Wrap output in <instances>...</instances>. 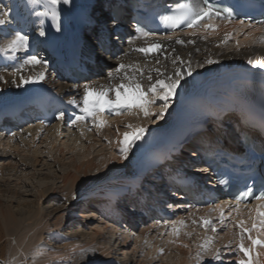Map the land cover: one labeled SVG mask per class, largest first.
<instances>
[{
	"label": "bare ground",
	"instance_id": "obj_1",
	"mask_svg": "<svg viewBox=\"0 0 264 264\" xmlns=\"http://www.w3.org/2000/svg\"><path fill=\"white\" fill-rule=\"evenodd\" d=\"M106 1L114 0H72L70 5L58 6L62 13L61 23L64 26L63 46L65 50L77 49L80 51V56H83L85 55V46L90 49L92 43L93 49H96L95 37L97 38V29L101 28L100 24L96 23L87 27L83 34L75 26L74 15L81 10L91 9L93 18L102 21L104 16L101 9L105 6ZM0 11L10 12L7 23L0 25V46H3L11 38V34L15 30L21 28L31 37L28 49L20 50L14 57L12 53L7 54L15 60L13 64L0 66V75L4 77V80H0V120H5L4 123H7L4 126L0 125V175L8 171L16 176V174L25 172L27 168L34 169L38 165L63 164L66 166V170L57 174L60 179V186L71 198L70 203H67L68 200L63 202L65 207L58 210L53 209V211L56 210L55 214H57L51 218L55 220L53 225L50 223L48 211L47 213L44 212L43 204L39 205L38 203L36 209L27 208L24 213L18 215L0 198L2 223L0 242L2 238H6L11 244L8 254L9 263L19 264L24 260L26 264H42L44 260L56 254H64L63 256L68 257L70 253L75 252V259H79L76 264H144V259L140 258H145L144 253L146 255V252H141L138 248L142 242L145 244V240H147L148 244L145 245H148L147 252L151 256L146 257L150 258V263L147 264H198L197 245L205 238L211 237L213 240L211 247L221 249V258L213 260L210 259V253H203L207 264H235L236 258L238 259L239 256L236 254L237 237L234 232L238 233L239 229H234V221L237 218L247 220L249 209L257 203L249 206L240 204L239 217H237L235 207L226 208L225 222L221 224L219 213L212 209L216 204L224 202L222 199L225 196L221 194V190L216 189L209 175L199 171L201 163L199 161L193 163L196 148L184 134L188 129L185 122L186 105L193 97L226 95L235 88L245 87L247 91L253 93H257L256 90L264 89V69L247 63L249 58L254 60L264 58V44H260L258 37L260 29L216 19L212 22L218 27L214 31L209 30L210 34L205 33L203 29H196L194 36L191 35L192 31H186L173 35L172 40H166L164 36L141 37L139 39H136L138 35L129 36L121 39L118 43L119 48L108 46L107 52L100 56L103 58L101 65H97L94 60L93 63H89L92 61V56L89 55L84 60L80 58L81 63L77 66L66 61L64 67L60 69L59 59L46 48L48 41L55 32V29L51 28L50 19H45L43 25L47 35L45 37L37 35L39 21L35 13L44 11L42 5H32L29 0H0ZM108 27L110 28L109 24ZM2 30L4 31L3 34L1 33ZM241 30L245 33H251V35L246 38L245 35L238 34ZM225 33H231L227 40H225ZM205 35H207L206 39L203 38ZM108 36H113V34L110 32ZM91 37L93 39L90 40ZM175 37L193 42L178 44ZM114 39L115 37H113ZM130 40L134 42L130 44ZM237 40L240 41L239 49H237ZM147 42H161L162 47L158 52H152L147 56L135 50ZM0 54L5 55L2 52ZM26 55L42 57L47 61L46 68L39 65L35 67L25 65L21 69L20 65ZM176 56L183 58L184 67H187V62L191 61L194 71L190 77L185 76V80L172 97L169 108L160 120H154V117H144L138 109L131 111L124 109L120 110L118 114H111V119H108L107 113H105L103 119L107 121L106 125L102 128H96L91 119L79 121L75 125L71 124L69 115H64L62 120H58L57 115H54L55 109L52 110L51 119L43 121L39 117L40 113L29 105L34 101L35 93L42 91L53 95L59 103L65 104L79 114L77 105L70 103V101H80L85 83L96 87L101 85L108 87L119 82L108 78V73L114 72L117 63L139 64L145 72V75L141 76L140 79L146 85L148 73L156 76L155 71H153L155 68H159L162 73L167 71L171 74L175 67L172 61ZM208 59L213 60L214 63H206ZM157 60L159 64H157ZM40 71L46 73L43 81L17 86L21 75L27 77ZM14 80L16 83L13 82ZM235 99V97H224L220 107H224L228 103H236ZM161 103L157 102L151 107L158 109ZM19 104L26 109L25 111L31 112L30 114H23V116L29 114L31 117L25 123H22L13 114ZM224 116L231 117L227 113H224ZM128 124L133 126L147 125L148 132L145 139L138 142V146L129 153L128 158L122 160L118 152L117 141L122 137L124 131H130L126 128ZM42 136L50 137L52 141L50 146L56 160L54 158L55 161L52 160L51 162L50 156H48L47 162L50 164L46 163L42 151L39 150V144L43 143ZM57 137H59V141L64 139V142L68 141L70 137H74L72 141L80 142L86 148L104 145L112 152V157L108 156L106 150L101 148L96 154L84 152L85 154L81 155L80 159L75 160L73 154L65 149V146V148L59 147L55 141ZM181 144H185L188 148H176V145ZM162 148L169 152L171 165L183 164L180 169H176V172L179 175L193 178L196 185L200 187L199 195L196 194L198 198L196 199L194 195L178 194L176 196L167 186V189H159L155 192L156 197L159 198L157 201L160 204L157 207L159 211L154 212L150 208H138L131 204L130 213H126L127 205L130 204L128 203L119 213L117 211L118 205L114 200L119 194H125L126 187L124 184L133 183L130 178L126 177L127 174L133 172V164L136 163L139 165V169L142 168L144 164L152 160L154 152ZM191 148L193 150H190ZM27 153L32 155L26 156ZM22 154L25 156H19ZM184 154L186 155L184 156ZM16 155L19 158H15ZM190 155L192 158H187ZM65 159H67L66 163ZM182 167H184V171ZM92 172L94 173L92 174ZM145 174L151 183L158 182L159 188L165 185V181L171 175L166 171L162 173L163 175L158 176V172H154V170ZM149 181H145L144 185ZM52 190L51 187H48L38 191V193L47 199L52 194V192L50 193ZM206 195L215 197V202L206 205V201L203 199ZM84 199H91L92 206L79 211L80 215L77 217L81 216L83 219L75 222L76 225L71 229L70 234L73 241L57 249L48 247L43 237H46L50 231L57 233L60 228L64 230L66 226H71L76 218L74 215L72 216V213L77 211L78 202L81 203ZM108 201L109 204H107ZM110 204L115 209L112 208V210ZM231 204L235 205L234 203ZM144 210L145 216L141 215ZM229 212H231V216H229ZM202 216H210L215 220L216 232H212L210 227L204 228L192 223L193 220L198 221ZM30 219L29 227L17 235L19 226H23ZM178 219L185 220V227L181 231L180 243L171 244L169 243L171 224H165V221L170 222ZM185 231L191 232L192 236H184L183 232ZM116 232H118L117 239L121 241L118 254L129 252L133 260L124 255L125 259L128 260L124 262L119 255L112 252L113 249L108 245L106 238L107 235H114ZM254 235L260 234L254 233ZM130 236L134 240V247L131 250ZM59 237L60 234L57 238ZM261 238H264V235H261ZM230 242L231 248L223 247ZM181 243L188 244L189 247L184 248L180 246ZM89 247L96 249L95 253H86V260H82L81 249ZM161 247L164 248L163 254L157 251ZM256 251L264 252V249L257 248ZM26 255H29L27 260L24 259ZM168 257L171 260L169 262L166 261ZM0 261L1 264H6L3 258ZM261 261L264 264V257H261Z\"/></svg>",
	"mask_w": 264,
	"mask_h": 264
},
{
	"label": "snow or ice",
	"instance_id": "obj_2",
	"mask_svg": "<svg viewBox=\"0 0 264 264\" xmlns=\"http://www.w3.org/2000/svg\"><path fill=\"white\" fill-rule=\"evenodd\" d=\"M72 0H29L32 5H42L44 11L35 13L38 23L39 37H45L47 31L44 28L45 19L51 20V28L57 32L62 30L61 20L62 13L60 7L64 5H70ZM60 6V7H58ZM226 13V15H225ZM10 16V12L0 11V25L7 23V17ZM216 19H226L230 21L233 19L231 10L225 9L222 12L211 0H176L175 3L168 6L166 14L161 16V21L170 30L177 28L192 29L191 35H196V29H203L205 33L210 34L209 30H216L218 25L212 21ZM115 24V20H113ZM241 25H244V21H240ZM250 27V26H246ZM138 36L136 39L141 37H154L156 35L153 31H145L139 25L137 26ZM238 34H243L247 38L251 33H245L241 30ZM231 33H225V40L229 38ZM173 35H166L164 39L172 40ZM203 38H207L205 35ZM100 39V37H97ZM176 43H192L193 41H184L179 37H175ZM31 37L22 28L15 30L11 34V38L6 41L3 46H0V52L7 55L12 53L13 57L20 50H26L30 47ZM130 40L129 43H133ZM223 42V41H222ZM260 43H264V36L259 38ZM237 49H239L240 41H236ZM101 49H104L103 43L101 42ZM162 47L161 42H147L144 46L137 47L135 50L143 53L145 56L152 52H158ZM119 60V58H117ZM174 71L169 74L167 71L161 72L159 68H155L156 76L154 77L151 73L147 74L148 83L145 85L140 77L145 75L144 69L139 64H125L117 63L114 72L108 73L110 80L119 82L104 87L103 85L96 87L94 85L85 83L83 85V95L80 101H70L75 103L79 108V114L75 115L71 119V124L75 125L79 121L91 119L96 128H102L106 125L107 121L103 119L105 113L118 114L120 110L138 109L139 113H142L144 117H154V120H160L167 109L169 108L172 97L177 93L182 82L185 80V76H191L193 74V68L191 61L187 62V67H184L185 61L182 57L176 56L172 61ZM206 63H214L213 60L208 59ZM249 65L264 69V58L247 60ZM157 64L159 61L157 60ZM25 65H32L33 67L39 65L46 68L47 61L37 55H26L23 63L20 65L22 69ZM199 66V65H198ZM15 75V72L13 73ZM46 77L45 71H40L35 75H29L27 77L21 75L17 86H22L30 82L43 81ZM0 80H4V77L0 75ZM16 83V81H13ZM157 102H162L158 109L152 108ZM58 120L64 118V112H60L57 117ZM43 123V122H42ZM130 131H124L122 137L117 141L118 152L122 160H126L129 153L138 146V142L145 139L146 133L148 132L147 125L133 126L132 124L126 125ZM83 134V133H82ZM15 135V134H13ZM207 171V169H204ZM251 194L254 199L260 203L256 204L253 208L249 209L248 219H235L234 229L238 228L239 232H234L237 237L236 241V254L239 258L235 264H262L261 257H264V252H257V248L264 249V191H260L259 194H255L252 188L249 187L248 191L241 193L235 198V205H232L229 201H224L220 204H216L212 210L219 213V220L221 224L225 222V209L229 207H235L237 211V217L240 215L239 205L241 200ZM231 216V212H229ZM171 224L169 236L171 239L169 243L176 244L180 243L179 238L181 231L185 227V220L178 219L173 221H165V224ZM193 224H198L200 227L211 228L212 232L217 231L215 220L208 217H200L199 220H193ZM254 233L260 235H254ZM184 236L191 237V232H183ZM247 241V243H246ZM213 240L211 237L205 238L201 243H198L197 261L198 264H207L203 253H210V259L219 260L221 258V249L212 248L211 245ZM145 244L148 241L145 240ZM182 247L188 248V244L181 243ZM224 248H231V242L228 245H224ZM96 249L87 248L81 249V259L86 260V253H95ZM157 251L161 254L164 252V248H159Z\"/></svg>",
	"mask_w": 264,
	"mask_h": 264
},
{
	"label": "rangeland",
	"instance_id": "obj_3",
	"mask_svg": "<svg viewBox=\"0 0 264 264\" xmlns=\"http://www.w3.org/2000/svg\"><path fill=\"white\" fill-rule=\"evenodd\" d=\"M101 63H103V61H101L100 64ZM64 115L65 116L69 115L71 117V119H73L75 117V115H77V114L73 113L72 111H65ZM106 117L108 119H111L112 116L111 115L109 116V114H107ZM29 120L30 119L24 120V123L29 121ZM0 125L3 126L4 122L0 121ZM42 139H43V143L39 144V150L42 151V153H43L42 155L45 158L46 163H49V162H47L48 156H50L51 162H52V160L55 161L56 156L54 155V152L50 146V144L52 143L51 138L42 136ZM73 139H74V137L73 138L70 137L68 141H65L67 143L66 145L64 144L65 143L64 139H61L59 141V137L55 138V141H57L56 143H58L59 147H63V148L66 147L65 149H68V151H70L73 154L72 156L75 160L80 159L81 155H83L87 152H90L92 154H94V153L96 154L99 152V150L101 148L106 150L108 156L112 157V152L110 150H108V148L105 147L104 145H101L98 147H97V145H95V146H89V148H86L84 146V144H82L80 142L75 143V141H72ZM29 155L31 156L32 154H29V153L26 154V156H29ZM19 156L24 157L25 155L22 154ZM19 156L16 155L15 158H19ZM54 158H55V160H54ZM66 161H67V159H65V163H66ZM64 170H66V166L63 164L57 163L54 166L38 165V166H35L34 169L27 168L25 170V172H23L21 174H16V176L12 175L11 172H8V171L4 172V174L0 175V198L7 204V206L12 208V210L16 211V214H18V215L24 213L27 208L36 209V206L38 203H39V205L43 204L42 206L45 207L44 212L47 213V211H48V214H50L49 218L51 219L54 215L55 216L57 215V214H55L56 210H58L62 207H65V205H63V202L65 200H68L67 203L71 202V198H69V196L65 193V190L60 186L61 183H60V179L58 177V174L60 172H63ZM93 173L94 172H92V174ZM48 187H51L53 190L50 191V193L52 192V194L46 199V197L40 195L38 193V191L45 190ZM91 201H92L91 199L90 200L84 199L81 203L78 202V205H76L78 208L77 209L78 215H80V212H79L80 210H86L88 207L92 206ZM107 204H109V201ZM110 208L115 209L113 206H111V204H110ZM53 209H56V210L53 211ZM77 212L75 210V212L72 213V216L74 215L76 218L74 219V223H72L71 226H69V225L66 226L64 228V230H62L60 228V230L57 233H52L50 231V232H48V235H47L48 237L47 236L43 237V240L45 241V243H47L48 247L57 249V248H61V247L65 246L66 244H69V243H71V241H73L72 235L70 234L72 232L71 229L74 227V225H76L75 222L83 219V218H81V216L77 217L78 216ZM122 219H120V220H122ZM51 220H50V223H51V225H53V223H55V220H52V221ZM30 223H31V219L27 220L23 226L20 225L19 228L21 226L22 227L20 229L18 228L17 235H19L22 231L27 229L29 227ZM51 229L53 230L52 227H51ZM1 231H2V223H1V218H0V232ZM59 234H60V237L57 238V236ZM117 235H118V232L114 233V235H109V236L107 235V238H106V240H108V245H110V247L113 249L112 252L116 253V255H119V257H121L123 259L122 261H124V262L128 261L127 259H125L124 255H126L127 258L131 257L133 260V257L129 252L126 254L125 253L118 254L120 252L118 249L120 247L119 245H121V241H119V239H117ZM105 237H106V235H105ZM129 239H130V244H131V247H130V250H131L134 247V240H133V237L131 239V236ZM201 241H202V239H201ZM142 243L139 246V248L141 246H142V248H140V249L138 248V250H141V252L145 251L146 255L144 253L145 258H140V259H144L143 262H145L147 264V263H150V261H149L150 258L148 259L146 257H151V256H150L149 252H147V250H148L147 246L148 245H145L144 242H142ZM10 245L11 244L9 243V241L6 238H2V241L0 242V259L3 258L5 260L6 264H10L9 260H8ZM63 255L62 254L61 255L56 254L54 256H51V257L47 258L46 260H44V262L42 264H76L77 261L79 260V259H75V255H76L75 252L70 253L68 255V257L63 256ZM136 256H137V254H136ZM136 256H135V258H136ZM139 257H141V256H139ZM24 259L25 260L29 259V255H26L24 257ZM169 259H170L169 257L166 258V261L167 262L171 261ZM73 260H74V262H72ZM236 260H238V259L236 258ZM25 262L26 261L23 260L19 264H26ZM0 264H1V261H0ZM134 264H136V263H134ZM232 264H234V263H232Z\"/></svg>",
	"mask_w": 264,
	"mask_h": 264
}]
</instances>
